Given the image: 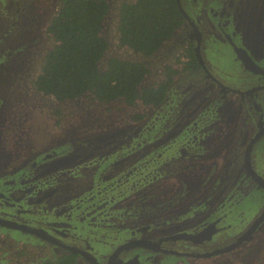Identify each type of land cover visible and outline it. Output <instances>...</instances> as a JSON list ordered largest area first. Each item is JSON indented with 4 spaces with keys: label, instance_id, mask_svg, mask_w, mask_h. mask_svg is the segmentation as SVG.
Returning <instances> with one entry per match:
<instances>
[{
    "label": "rangeland",
    "instance_id": "1",
    "mask_svg": "<svg viewBox=\"0 0 264 264\" xmlns=\"http://www.w3.org/2000/svg\"><path fill=\"white\" fill-rule=\"evenodd\" d=\"M59 1L0 0V49L5 54L10 52L15 54L7 63L5 60L0 66L5 64L6 69L12 64L19 70V75L15 74L14 77L21 82L17 85H20L19 94L23 97L19 106L15 105L16 109L11 112L5 111L1 120L2 124L8 121L10 126L13 122L8 119V116L21 115V132L25 136V143L28 145L29 142H33L35 146L32 154L40 151L59 153L56 160H50L44 165L50 170L49 172H52L51 174H54V178L49 180L53 188L56 187L55 194L63 199L68 196L70 198L79 196L84 193V190L91 189L92 185L89 184L88 177L92 176L100 165H106L102 167L105 169L98 175L103 181L107 180L105 182L106 186H109V191L116 185L113 189L118 190L116 188L119 187L118 184L121 185V182L118 178L116 181L113 180L111 176H115L114 174L121 170L123 174H127L128 171L124 167L128 164L114 167L112 163L107 164L108 156L116 151L119 154L118 158L126 155L127 152L125 153L124 150L128 149V145L132 144L130 148L136 150L132 159H146L148 150L152 148L162 150L165 147L164 150L170 153L165 151L167 154L162 158L167 159V163L156 170L151 184L145 186L142 183L144 177L135 179L137 197L133 200H67V198L58 200V198L55 201L56 205L51 204V210H49L51 205L41 206L40 210L34 213L35 221L46 224L49 222L51 228L62 231L64 238L69 234L91 236L94 243L103 245L94 251L105 260L117 242L125 238L131 239L129 231L137 227L150 226L149 232L139 236L157 239L159 236L169 235L179 230H197L213 219L220 218L221 214L223 217L230 209L225 200L226 189L221 185L220 179H217L218 182L214 186L209 187L211 174L195 169L194 158H191L192 161H185L182 165L180 160L183 157L180 148L195 149L197 141L194 136L190 139L185 136L178 139L179 134L185 130L184 132L191 134L195 131L197 134L220 133L222 137L227 138L232 135L234 139L230 141L231 145L228 144L226 148H223L224 150L232 149L235 161L236 156H243L240 145L251 138L257 123L256 118L261 115L260 110L264 111V90L251 94L252 96L231 91L222 93L203 74L193 75L181 71L182 64L186 60V51L194 43L192 30L188 25L177 30L173 38L151 57H144L122 46L117 34L118 9L122 0H108L110 11L102 29V37L107 41L108 49L101 67L105 68L106 61L111 57L146 62L150 73L143 87L154 86L165 80L167 68L176 70L177 73L173 76L172 86L165 103L156 109L143 105L141 102L133 106H127L121 102L103 104L88 96L74 101L58 102L52 96H42L34 90L32 80L40 71L43 53L54 45L53 40L48 38L46 28L50 18L58 10ZM180 2L190 18L195 22L202 20L201 26L206 35L204 57L213 75L231 90L243 92L259 86L262 78L246 72L235 60L231 48L225 44L217 22L223 19L225 31L236 34L238 40L235 39V42L245 46L257 60L263 62L264 0H180ZM207 6L215 7L214 10L219 12L217 16H213V12H210V9L208 11ZM5 9L7 12L4 13ZM18 9L23 13L24 23L18 22ZM8 30H11V37L10 44L6 45L2 37L10 36L4 35ZM261 65L259 66L262 67ZM0 71L3 70L0 69ZM244 99L250 101L247 102ZM211 115L213 116L211 125H200L196 130L195 124L200 119ZM5 136L6 134L1 132V166L19 162L18 157L22 155H15L14 150L7 149L11 144L10 146L5 144ZM166 137H177V139L167 145L168 143L160 141ZM158 138L157 147H152V142ZM89 140H94L96 144L90 145L89 148L90 154L94 153L93 157L98 154L95 158H100L101 152H108V154L101 157L99 166L95 164L91 170L81 167L76 170L77 172L71 173L72 167L82 164L78 162L83 159L80 151L83 147L85 150ZM262 142L264 143V139ZM159 145L161 146L158 147ZM28 151V149L25 150L23 159L27 158ZM262 152L263 147L259 145L258 156ZM202 158L206 157L202 156ZM75 159L78 160V164L72 163ZM101 160L105 161L101 164ZM196 161L198 163V158ZM141 167L144 169V162L139 163L137 168H133L135 172L130 171V174L136 173L139 176ZM62 170L65 173H60ZM87 173H89L88 176ZM111 173L114 174L111 175ZM240 175V167H234L233 180H240ZM123 180L126 181L125 178ZM246 185L245 200L235 198L233 216L230 222L224 223L225 226L230 224L232 231L228 232L227 229L226 233L219 235L218 239L207 247L220 245L229 237L235 239L262 210L264 186L252 181ZM129 188L131 187L127 184L122 186L116 197L134 196V192L131 193ZM106 197L107 195L104 198ZM242 201L244 203H241ZM0 217H2L1 214ZM10 232L12 236L10 234L0 236V264H31L48 255L57 256L64 253L62 248L54 245L45 246L43 241L34 236L20 231ZM63 242L73 243L66 239H63ZM162 256L167 262L175 260L174 263L171 262L172 264H264V225L252 241L230 254L206 260ZM160 259L155 253L145 252L141 264H161L162 259ZM76 264L89 263L79 259Z\"/></svg>",
    "mask_w": 264,
    "mask_h": 264
},
{
    "label": "flooded vegetation",
    "instance_id": "2",
    "mask_svg": "<svg viewBox=\"0 0 264 264\" xmlns=\"http://www.w3.org/2000/svg\"><path fill=\"white\" fill-rule=\"evenodd\" d=\"M208 11L210 9V12H213L212 15L213 16H217V14L219 13L217 10H214L215 7H210L207 6ZM207 11V10H206ZM7 12V10H4V13ZM190 18V17H189ZM190 20L196 25V27L198 28V30L201 32V42H200V53H201V57L203 60L204 64H201L200 61L198 60V58L196 57V47L198 45L197 43V38H196V34H195V30L191 24L190 21L186 20V24L190 27V29L192 30V41L193 46L192 47H188L187 51L189 49H192L194 52V56L197 62L196 68H194V71L191 72L189 71L188 65L190 62V59L188 57V53L186 51V60L183 62L182 64V69L181 71H184L187 74H193L195 75L196 73H200L203 74L206 79L208 81L211 82V84L220 89L222 93H226L225 91H231V92H235L237 94H247V95H251L256 92L259 91H263L264 90V75L260 74V73H255L253 70L251 69H247L243 63V61L241 59H239V57L237 56L235 50H234V46L236 45L239 48H243L247 51L248 56L252 59V62L262 71H264V60L263 62H261V60H257V58L255 57V55H253L249 49H247L245 46H242L239 42L238 44L235 42V39L238 40V38L236 37V34H229L228 32L225 31L224 25H223V19H219V21L217 22V27L219 28V30L221 31L222 35H223V39L225 41V44L227 46H229L232 50V52L234 53L235 56V60L242 66V68L251 74L257 75L259 76L261 79V84L259 86H255L253 88H250L247 91H238V90H231L228 89L225 85H223L221 83V81L216 78L212 71L209 69L207 62L205 61V57H204V51H206L204 49V41H205V31L202 29V20L199 21H194L192 18H190ZM18 22L19 24L21 22L24 23V16L23 13L21 12L20 9H18ZM227 23V22H226ZM184 25V26H185ZM48 26V24H47ZM11 30H8L5 34L10 35ZM14 33V31H13ZM20 31L18 32V37H19ZM10 36H4L2 37V40H4V42L6 43V45L10 44ZM48 38H50L48 36ZM52 40V39H51ZM54 42V41H53ZM53 47V46H52ZM52 49V48H51ZM50 50V49H49ZM48 51V50H47ZM46 52V51H45ZM45 52L43 53V55L45 54ZM0 64H2L5 60L7 63L11 58H13V56L15 55L13 52H10L8 54H5L4 52L1 51L0 49ZM43 59V58H42ZM263 64V66L261 65ZM4 65V66H3ZM2 66H0V69H2L3 71H0V134L1 132L5 133L6 136L4 138L5 140V144L9 145L11 144L10 147H8L7 149H11V151L14 150L15 155L17 154H22V158L19 155L18 160L19 162L14 163L13 165H0V214L2 217H0V219L2 220H6V221H10V222H14L17 224H21V225H28L32 228H38V229H42L44 231H46L48 234H50L51 236L55 237L57 240H59L60 242H63V239L69 240L71 242H73L72 244H66L69 246H73V247H77L83 251H86L88 253H90L93 257H95L98 261L99 264H108L111 261V258L113 257V255L116 253V251L123 246L126 243L135 241V240H143V241H150L152 244H155V249H151L150 247H145V246H137V247H131V248H127L123 251H121L118 256L115 258V260L112 262V264H132L133 262L139 261V264H141V259L144 256L145 252H150V253H155L157 254L161 259V264H172L175 262L171 261V262H167L163 259L162 255H170V256H175L178 259L179 258H183V259H187V260H206V259H211L213 257H217V256H223L225 254H230L233 253V251L240 249L243 245H245L246 243H249L250 241H252V239L254 238V236L257 234V232H259L262 228V226L264 225V221L258 226V228L255 230V232L252 234V236L246 240L245 242H243L239 247L233 249L232 251H229L227 253H222V254H218V255H214L212 257L209 258H201V257H193L192 255H203V254H207V253H212L215 251H218L220 249L226 248L232 244H234L235 242H237V240L243 235L245 234L253 225V223L263 214L264 212V205L262 206V210L259 212V214L257 216H255L252 220V222L243 230L240 231L239 235L237 237H235V239H229L227 241H225L224 243H221L220 245H212L210 247H207L210 244H213L215 242V240L218 239L219 235H221L222 233H226L227 229L229 230L228 232L232 231V226L230 224H228L227 226H225L224 223L230 222V218H232V213H233V209H234V200L236 198V200H245L246 196H247V192H246V184L250 181L255 182L257 185H261L264 186L263 182H260L256 179V177H254L248 168V164L251 165V169L254 171V173H256L257 176H259L263 181H264V166L262 167V162L264 161V143L262 142L264 139V111L260 110L261 115L258 116L256 118V126L254 127V133L252 134L251 138L245 140L241 145V149L243 151V156H236V160L234 161L233 159V152L232 149L227 148V150H224V148H226V146L230 144V141H233V137L232 135H229L230 138H227L226 136H221V134L217 133V134H213V133H201V134H197V132L195 131L193 134L189 133V132H184L185 130L181 131L182 133H184L182 135L179 134V138L182 137H188L190 139L191 136L196 137L195 140L197 141V148L195 149H184V148H180V152L182 154V159L180 161H182V165L185 163V161H192L191 158H194V168L195 169H199V171L201 172H209L211 174V179L210 182L208 184V186L210 187L211 185H215L218 180L220 179L221 181V185L224 186V188L226 189V202L228 207L230 206V209L228 210V212H225V215L219 218H215L213 219L211 222H208L206 225H203L201 228L197 229V230H179V231H175L173 233H170L169 235H165V236H159L157 239H153V238H147L145 236L140 237L139 235L144 234L146 232H149L150 226L148 227H137L136 229L130 230V235H131V239L130 240H126V238L124 240H121L119 242H117L115 244L114 247H112L110 255L107 257V259H102L100 257V255H97L94 251V249L96 248H101L103 247V245H101L100 243H94V241L91 239L92 237H87L85 235H81V236H76L74 234H69L66 238L63 237L62 235V231L58 230V229H54L50 227V223L48 222L46 223H39L36 220L35 216V212L40 210L41 206H45L46 204L51 205V204H55V201L59 198L58 195H56L55 193L57 192V190L55 188H53L52 182L49 179H53L54 178V174H51L52 172H49L50 170L46 168V166L44 165L46 162L50 161V160H56L57 157L59 156V153L57 151H52L51 153H42L40 152H36L37 154H32L33 150L35 149V146L33 145V142H29L28 145H26L25 143V136L23 135V133L21 132L22 129V117L21 115H18V117H15L14 115H9L8 119L13 122L11 123L10 126H8L10 124V122H5L4 124H2V119L4 116V113L6 110H10V112L14 109H16L17 106H19V103L22 100V96L19 94V92H21L20 90V85H17L18 83L20 84L21 82L18 81V79L16 80V78L14 77L15 74L19 75V70H17L15 68L14 65H10L8 68L5 69V64H3ZM259 65H261L262 67H260ZM212 69V68H211ZM40 70H41V66H40ZM150 70V68H149ZM214 71V70H213ZM40 73V71H39ZM39 73L36 75V77L39 75ZM36 77L32 80L33 83V88L36 91V93L40 94V95H44L42 93H40L39 91H37L36 86H35V79ZM11 79V80H10ZM173 79V77H172ZM9 81V82H8ZM8 82V83H7ZM173 82V81H172ZM7 83V84H6ZM17 86H16V85ZM159 84V83H157ZM156 84V85H157ZM155 86V85H154ZM172 86V84H171ZM153 87V86H150ZM171 88V87H170ZM261 88V89H259ZM256 89V91L254 92H250L251 90ZM169 91V90H168ZM250 92V93H248ZM168 94V92H167ZM47 96V95H45ZM252 96V95H251ZM167 98V95H166ZM165 98V100H166ZM254 99V96L252 97ZM56 100V99H55ZM165 100L163 101L162 105L165 103ZM245 100V99H244ZM57 101V100H56ZM245 101H250V100H245ZM252 101V99H251ZM59 102V101H58ZM66 102V101H64ZM161 105V106H162ZM147 106V105H146ZM149 106V105H148ZM159 107H154V106H150L153 108H160ZM13 108V109H11ZM203 118V117H202ZM213 119V116H206L203 119H200V121L195 124L196 125V130L198 129V127L200 125H211V121ZM14 121H16V123H14ZM2 124V125H1ZM260 132H262L260 138L253 144V148L251 149V153H250V159L248 160L249 162H246V152H247V148L250 144V142L255 138V136L257 134H259ZM151 139V138H150ZM176 138H165V139H161L160 141H162V143L166 142L168 143L167 145L171 144L172 142H174ZM152 141V140H151ZM159 142V138L155 139L151 146L152 147H157ZM205 142V143H204ZM215 142V143H213ZM94 140H89L88 142V146H86L85 150L84 147L82 148V155L81 157L83 158L82 160L78 161L77 159L72 160V163L74 164H78V162H82V164L80 166L76 165L74 167H72L71 169V173L72 172H77L76 170L79 168H83L86 170H91V168L95 165L99 163V160L101 159L102 156H105L106 154H108V152H101L100 153V158L96 159L95 157H98V154L94 153L90 154L91 150L90 145H96L94 144ZM132 145V144H131ZM131 145H128V149H125L124 152L127 154L124 156L122 155V157H119V154L116 152H114V154L108 156V163L107 164H111L112 166H116V165H123L126 166L124 164H128L126 167H124V169L126 171H128L127 174H123L122 170L119 171V173L114 174L111 173V175H115V176H111L113 180H117V178L119 179V182H121V185H119L118 190H114L113 186L112 190L109 191V186H106V182L107 180L103 181V179L101 177H99L98 173L105 169L102 167H105L106 165H100L98 164V166L100 165V167L97 168L95 173H92V176L88 177V182H90L89 184L92 185L91 189H87L84 190V193L80 194L79 196L76 197H66L67 200H133L134 198H136V186H137V182L135 181L136 178H141L144 177L145 179L142 181L143 184H145V186L151 184L153 182V174H155L156 170L161 168L163 166V164L166 165V161L167 159H163L162 157L167 154L166 152L170 153V151L168 150H164V148L161 149H154L152 148L151 150H148V155L146 156V159L142 160V159H132V155L134 153H136L135 149L130 148ZM140 145V144H139ZM164 145V144H163ZM259 145L260 147H263V152L261 153V155L258 156V152H259ZM161 145H159L158 147H160ZM234 146V145H232ZM231 146V147H232ZM116 147V145L114 146V148ZM220 147V149H219ZM224 147V148H223ZM235 148V147H233ZM239 148V147H238ZM28 149V156L27 158L23 159V156L25 155L24 152L25 150ZM93 150V149H92ZM161 150V151H159ZM159 151V152H158ZM166 151V152H165ZM176 152V150H174ZM79 152V153H80ZM121 152H123L121 150ZM161 152V153H160ZM193 152H197V153H193ZM14 155V154H12ZM137 156V154L135 155ZM202 156L206 157V158H202ZM220 156H223V158H218ZM169 157V154H168ZM196 158H198V163H196ZM235 158V157H234ZM28 160V163L26 164V161ZM78 161V162H77ZM105 160H101V164L102 162H104ZM114 161H116L114 163ZM144 162V169L140 168L141 172L140 175L138 176L136 173L134 174H130L131 172H135V170H133V168H137L139 163ZM121 165V166H122ZM239 166L240 170H241V175H240V180L234 181L233 180V173H234V167ZM111 167V166H109ZM128 168V169H127ZM119 169H121V167L119 166ZM161 171V170H160ZM48 172V173H47ZM60 173H65V171H61ZM220 173H225L226 175H219ZM130 174V175H129ZM79 174L77 173V176ZM89 175V173H87V176ZM101 176V175H100ZM126 181H122V179H124ZM134 178V181H133ZM122 182L124 184H122ZM215 182V183H213ZM129 185L131 188L130 192H134L133 195L131 197H126L124 198V196H119L116 197L118 191L120 193V189L122 186L124 185ZM152 187V185L150 186ZM62 190V189H61ZM105 195H107L106 198ZM120 195V194H119ZM66 198H59L58 200H65ZM241 203H244V201H242ZM56 205V204H55ZM54 205V207H56ZM51 210L52 209V205L49 207ZM4 215H6L4 218ZM225 219V222H223ZM229 219V220H228ZM227 220V221H226ZM215 225V232L212 235L210 240H203V239H199L196 241H192V240H186L184 239L182 236L183 234H187V235H195L198 233H201L203 231H207V229L211 226V225ZM10 231H20L23 232L24 234H28L30 236H34L36 238H39L41 241L44 242L45 246L48 245H54L57 247H60L64 250V252H69L68 250H66L65 248L55 245L49 241H46L38 236L26 233L24 231L21 230H16V229H10L8 227H4L2 225H0V236H7L5 234H10L12 236V232ZM89 232V231H88ZM86 234H88L87 232H85ZM92 235V234H90ZM205 235V234H204ZM170 236H177L175 240L169 239L168 241H165L166 238L170 237ZM23 238V237H22ZM26 238V237H24ZM23 238V239H24ZM181 238V239H180ZM162 240V241H161ZM203 240V241H202ZM41 243V242H40ZM105 246V245H104ZM106 247V246H105ZM251 252V251H250ZM79 256V259H82L83 261H86L89 264H92L91 262H89L87 259H85L81 254H76Z\"/></svg>",
    "mask_w": 264,
    "mask_h": 264
},
{
    "label": "trees",
    "instance_id": "3",
    "mask_svg": "<svg viewBox=\"0 0 264 264\" xmlns=\"http://www.w3.org/2000/svg\"><path fill=\"white\" fill-rule=\"evenodd\" d=\"M109 11L108 0L59 1L46 28L54 45L43 55L41 73L34 81L37 91L59 102L88 96L103 104L121 102L133 106L141 102L161 106L176 70L167 68L165 80L153 87H143L150 73L146 62L111 57L105 68L101 67L108 49L102 29ZM186 22L177 0H122L118 9V40L135 53L151 57ZM187 53V69L193 72L197 65L194 52L189 49ZM78 258L65 251L31 264H76Z\"/></svg>",
    "mask_w": 264,
    "mask_h": 264
},
{
    "label": "water",
    "instance_id": "4",
    "mask_svg": "<svg viewBox=\"0 0 264 264\" xmlns=\"http://www.w3.org/2000/svg\"><path fill=\"white\" fill-rule=\"evenodd\" d=\"M179 8L181 10V12L183 13L184 17L186 18V20L190 21L194 30H195V34H196V38H197V47H196V57L198 58V60L200 61L201 64L203 63L202 57H201V53H200V42H201V32L198 30V28L196 27V25L190 20L188 14L185 12V10L183 9L180 0H177ZM234 46V50L237 54V56L239 57V59H241L245 65V67L247 69H251L253 70L255 73H260L264 75V71H262L261 69H259L253 62L252 59L248 56V53L245 49L243 48H239L236 45ZM261 89V88H259ZM256 91V89L251 90L250 92H254ZM248 92V93H250ZM262 132H260L259 134H257L255 136V138L250 142L248 148H247V152H246V162H249L248 160L250 159V153H251V149L253 148V144L260 138ZM248 168L250 173L256 177V179L260 182L264 181L256 175V173H254V171L251 169V165L248 164ZM264 221V212L263 214L253 223V225L251 226V228L245 233L243 234L238 240L237 242H235L234 244L220 249L218 251L212 252V253H207V254H203V255H192L193 257H201V258H209L212 257L214 255H218V254H222V253H227L229 251H232L233 249L239 247L243 242H245L246 240H248L252 234L255 232V230L258 228V226ZM0 225L4 226V227H8L10 229H16V230H21L24 231L26 233L38 236L46 241H49L55 245L61 246L63 248H65L66 250H68L71 253L74 254H81L85 259H87L89 262H91L92 264H99L97 259L95 257H93L90 253L83 251L77 247H73V246H69L66 245L62 242H60L59 240H57L55 237L51 236L50 234H48L46 231L42 230V229H38V228H32L28 225H21V224H17L14 222H10V221H6V220H2L0 219ZM215 232V225H211L207 231H203L201 233L195 234V235H187V234H183V238L186 240H192V241H196L199 239H203V240H210L212 235ZM205 234V235H204ZM177 236H170L168 238L165 239V241H168L169 239L175 240ZM181 239V238H180ZM202 240V241H203ZM162 241V240H161ZM137 246H145V247H150L151 249H155V244H152L150 241H143V240H135L129 243L124 244L123 246H121L116 253L113 255V257L111 258V261L108 264H112V262L115 260V258L118 256V254L127 249V248H131V247H137ZM120 264V263H117ZM130 264V263H129ZM132 264H139V261L136 260V262H133Z\"/></svg>",
    "mask_w": 264,
    "mask_h": 264
}]
</instances>
